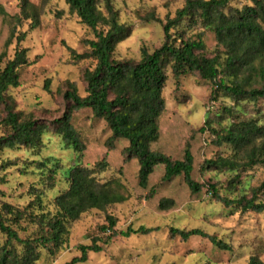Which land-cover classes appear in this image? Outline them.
Returning <instances> with one entry per match:
<instances>
[{"label":"rangeland","instance_id":"obj_1","mask_svg":"<svg viewBox=\"0 0 264 264\" xmlns=\"http://www.w3.org/2000/svg\"><path fill=\"white\" fill-rule=\"evenodd\" d=\"M35 5H44L42 0H30ZM19 0H0L6 16L0 14V72L8 61L14 58L18 48L28 51L30 65L20 70V86L11 88L8 95L13 97L16 110L23 117L33 116L41 123L49 125V132L43 137L41 149L24 147L0 150V211L5 203L27 210L33 215H54V201L69 188V169L75 163L96 170V177L102 183L119 180L126 188L127 201L116 204L105 211L91 210L69 225L70 235L63 249L51 255L39 247V257L33 264H67L81 255L80 245H91L98 239L102 251L90 253L88 261L82 264H249L254 258L264 264V213L243 212L241 207L227 208L215 202L210 185H216L220 195L229 199L250 200L264 203V191H258L264 180V164L229 170H205V162L219 155L234 158L231 147L219 148L211 143L210 130L200 131L210 121L217 131L230 123L260 117L264 120V101L258 103H237L229 98L211 100L212 83L203 80L197 72H187L179 80L173 75L172 65L167 68V82L163 90L165 113L160 118V139L152 148L174 160H182L187 146L194 156L193 179L202 186L198 194H193L183 177L164 182V166L155 168L150 178L149 189L138 186V160L128 159L125 149L128 142L113 138L105 121L96 120L90 109L73 114V124L85 145L82 156L66 147L56 134L52 122L71 107L64 98V92L75 84L78 94L87 95L86 70H93V59L74 61L72 48L82 54L88 51L83 41L94 39L90 28L82 24L76 15L69 12L65 0H46L39 28L30 30V21L18 25L12 19L20 13ZM122 24L130 28L131 35L120 43L114 53L117 61L141 60V48L154 52L164 43L163 27L173 19L183 7V0H114ZM232 6L241 8L235 0ZM150 13L160 17V22L142 23ZM190 20L184 21L173 33L183 34L184 38L196 39L202 31L198 26L189 27ZM12 30L16 37L27 33L24 41L17 45L16 37L6 44ZM206 50L197 54L214 57L219 49L215 35L205 32ZM48 84V89L47 88ZM231 106L237 119L225 114L223 108ZM6 117L0 106V136L8 129L2 124ZM106 160L108 168L101 171L99 164ZM45 163L48 168L59 166L53 181L48 180V171L38 167ZM54 182V184H50ZM155 194L150 197V189ZM40 197V200L38 199ZM163 198L173 199L175 206L167 212L158 210ZM29 205V209L27 208ZM117 220V236L108 240L109 232L102 230L108 226L107 217ZM6 221L22 239H34L41 233L36 222L23 218L19 222L6 215ZM152 229L150 234H130L131 228ZM190 231L200 229L210 236L231 246V250L216 247L209 239L192 237L184 242L180 237H171L170 229ZM6 235L0 231V247L5 245ZM13 250L22 259L26 251L17 242Z\"/></svg>","mask_w":264,"mask_h":264},{"label":"trees","instance_id":"obj_2","mask_svg":"<svg viewBox=\"0 0 264 264\" xmlns=\"http://www.w3.org/2000/svg\"><path fill=\"white\" fill-rule=\"evenodd\" d=\"M46 0H42L45 5ZM235 0H183V7L176 12L173 19L164 24V43L154 52L146 47L141 48V60L117 61L114 53L117 46L125 41L131 31L119 19V11L115 9L114 0H65L69 12L76 15L82 24L94 34V39L83 41L88 51L79 54L69 48L74 61L93 59L96 66L86 70L84 74L87 83V95L78 94L75 84L64 92V98L72 105L68 110L52 122L53 128L66 147L72 149L78 158L83 155L85 145L73 124V114L83 109H90L94 119L105 121L112 137L128 142L125 149L128 159H137L138 186L149 189L150 178L155 168L164 166V182L183 177L193 194H198L202 186L194 181L195 159L190 146H187L182 160H174L161 152L153 150L152 146L160 139V118L165 113L163 90L167 82V68L172 65L173 75L180 79L187 72H197L199 76L212 83L211 100L220 97L233 101L258 103L264 101V0H237V8L232 6ZM20 13L12 17L20 25L30 21V30L39 28L44 5H35L30 0H19ZM0 14L6 16L4 7L0 4ZM190 20L189 27H200L202 31L196 39H186L183 34L173 33L184 21ZM157 21L160 17L150 13L142 19V23ZM215 35L219 51L214 57L197 54L204 52L205 32ZM27 33L15 35L12 30L6 44L16 37L19 46L25 40ZM5 55L0 54V61ZM28 51L18 48L14 58L0 72V106H3L6 117L2 124L8 129L7 134L0 136V150L27 148L41 149L43 137L49 132V125L41 123L33 116L23 117L16 110L13 97L8 95L11 88L20 86V70L30 65ZM47 83V88L48 89ZM223 112L238 118L233 107H224ZM207 121L200 131L210 130L213 134L211 143L216 147H231L234 158L219 155L216 159L205 162L204 168L229 170L236 172L241 168L255 167L264 164V120L252 117L249 120L230 123L217 131ZM38 167L48 171V180L53 181L59 166L48 168L45 163ZM101 171L108 168L106 160L99 164ZM96 170L75 163L69 169L67 181L69 188L56 197L54 215H33L27 210H21L10 204L3 205L0 211V231L6 235L5 245L0 247V264H33L39 257V247L51 255L63 249L68 242L71 223L91 210L105 211L107 208L127 201L126 188L117 179L102 183L96 177ZM54 184V182H50ZM215 202L227 208L241 207L243 212L264 213V203L250 200H232L219 194L216 185L209 186ZM258 191H264V180ZM155 189H150V197ZM3 193L0 191V196ZM40 200V197H38ZM31 205L27 208L29 209ZM175 201L163 198L158 210L167 212L173 209ZM6 215L19 222L27 217L38 224L41 233L34 239H22L6 221ZM108 226L102 230L109 232L108 240L117 236V220L107 217ZM152 229L144 227L138 230L129 229L122 233L150 234ZM171 237H180L184 242L192 237L209 239L222 250H231V246L210 236L200 229L190 231L176 228L170 229ZM94 239L91 245H80L77 249L81 255L74 257L67 264H82L88 261L90 253L101 252L102 246ZM13 242L22 245L26 251L20 258L12 248ZM249 264H262L254 258Z\"/></svg>","mask_w":264,"mask_h":264}]
</instances>
